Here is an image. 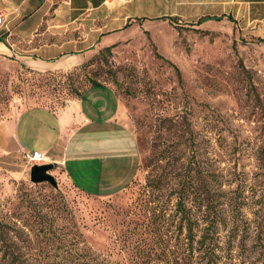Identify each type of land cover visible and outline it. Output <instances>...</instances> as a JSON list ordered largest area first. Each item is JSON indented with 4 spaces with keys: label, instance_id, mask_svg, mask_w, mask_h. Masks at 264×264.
Listing matches in <instances>:
<instances>
[{
    "label": "rangeland",
    "instance_id": "374dc122",
    "mask_svg": "<svg viewBox=\"0 0 264 264\" xmlns=\"http://www.w3.org/2000/svg\"><path fill=\"white\" fill-rule=\"evenodd\" d=\"M205 12L228 15L198 24L202 11H182L133 22L79 67L39 71L0 54V122L30 107L58 110L93 87L90 79L100 81L120 98L119 121L139 157L129 185L98 195L78 188L57 164L49 171L57 187L35 183L26 153L0 149V221L9 226L0 264L8 263L7 247L36 264H76L87 251L113 264H145L134 257L148 237L141 186L149 174L161 176L164 189L155 193L174 215L172 186L203 166L208 181L216 175L223 190L238 189L231 194H239L245 219L264 229V36L233 7ZM184 236L172 225L163 245L176 237L183 244ZM244 249L252 258L234 264H264L253 236ZM172 250L149 264H178Z\"/></svg>",
    "mask_w": 264,
    "mask_h": 264
},
{
    "label": "crops",
    "instance_id": "0c3cea01",
    "mask_svg": "<svg viewBox=\"0 0 264 264\" xmlns=\"http://www.w3.org/2000/svg\"><path fill=\"white\" fill-rule=\"evenodd\" d=\"M217 7H233L264 36V0H0V54L39 71L79 67L123 36L128 24L182 11H202L199 19L228 15L205 12ZM121 111L112 89L89 87L58 110L30 107L1 121L0 149L44 152L45 164H57L76 186L115 194L139 167L134 141L119 121Z\"/></svg>",
    "mask_w": 264,
    "mask_h": 264
},
{
    "label": "trees",
    "instance_id": "16d2710c",
    "mask_svg": "<svg viewBox=\"0 0 264 264\" xmlns=\"http://www.w3.org/2000/svg\"><path fill=\"white\" fill-rule=\"evenodd\" d=\"M221 18L224 16L203 17L199 19L198 24ZM90 86L103 85L100 81L90 79ZM151 163L152 159L148 161V164L144 163V166H149ZM192 170L195 168L189 172ZM198 172L199 175L197 170L195 171L196 177L187 173L176 185L172 186V192L176 198L174 215L168 213L167 207L162 205L163 202H158V195L155 193V190L162 192L164 189L163 178L154 174L148 175L140 191V209L144 214L141 223L148 237L145 238L143 245L136 243L135 258L142 259L143 263L149 264L152 261L166 259L168 248H173L172 254L178 264H234L239 258L248 260L252 258V253L244 249L246 242L252 239V236L256 247H264V229L258 227L262 221L252 226L251 222L245 219L239 194L235 196L231 194L238 189L223 190L224 183L219 181L216 175L208 181L207 177L203 176L206 174L205 166L201 167ZM212 187L217 192L215 195L211 191ZM172 225H175L179 232H185L184 238L180 240L184 241L183 244H179L178 237H176L173 239V244L163 245L164 234L166 233L168 237ZM6 227H9L7 223L0 221V240L3 244L8 238L5 233L7 236L9 234ZM236 247L241 248L237 253ZM175 248H177L176 251ZM9 250L10 248L7 247L2 256L6 259L8 253L10 254L7 264H36L32 263L30 258L26 259ZM82 256L83 260H78L76 264H113L98 260L100 258L92 251H87ZM38 264L51 263L40 262Z\"/></svg>",
    "mask_w": 264,
    "mask_h": 264
},
{
    "label": "water",
    "instance_id": "95a60500",
    "mask_svg": "<svg viewBox=\"0 0 264 264\" xmlns=\"http://www.w3.org/2000/svg\"><path fill=\"white\" fill-rule=\"evenodd\" d=\"M55 167V164H34L31 166V180L35 183L48 181L53 184L55 187L58 186V183L55 177L49 173L51 169Z\"/></svg>",
    "mask_w": 264,
    "mask_h": 264
},
{
    "label": "built area",
    "instance_id": "2783aa9c",
    "mask_svg": "<svg viewBox=\"0 0 264 264\" xmlns=\"http://www.w3.org/2000/svg\"><path fill=\"white\" fill-rule=\"evenodd\" d=\"M3 24V15L0 13V25ZM26 157L31 165L39 164L42 165L48 161V156L41 151L34 150L31 153H26Z\"/></svg>",
    "mask_w": 264,
    "mask_h": 264
}]
</instances>
